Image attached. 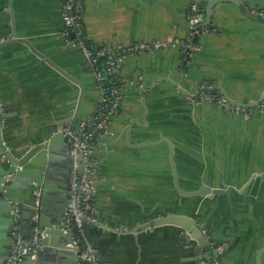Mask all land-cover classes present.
Listing matches in <instances>:
<instances>
[{
    "label": "crops",
    "instance_id": "crops-1",
    "mask_svg": "<svg viewBox=\"0 0 264 264\" xmlns=\"http://www.w3.org/2000/svg\"><path fill=\"white\" fill-rule=\"evenodd\" d=\"M210 1L196 0L202 23ZM63 2L0 0V108L7 114L4 138L16 152L58 128L69 129L80 92L78 84L18 38L31 41L84 85L74 130L101 98L85 50L66 33ZM193 2L85 0L84 27L94 44H162L126 57L120 68L121 109L106 133L90 144L95 210L85 234L101 264H212L210 251L190 241L169 217L188 214L197 202L174 186L170 144L184 189L220 188L224 182L232 189L230 195L203 200L196 213L215 240L217 264H255L256 250L264 246V103L256 105L264 95V22L231 1L216 2L212 21L205 25L215 31L196 36L184 68L181 49L191 33ZM245 3L253 12H264V0ZM205 89H215L226 102L199 101ZM222 90L249 106L229 103ZM70 162L57 154L48 180L54 205L61 200L57 194L64 189ZM77 166L70 168L72 174ZM144 212L164 219L149 225ZM41 264L59 262L52 257Z\"/></svg>",
    "mask_w": 264,
    "mask_h": 264
},
{
    "label": "water",
    "instance_id": "water-1",
    "mask_svg": "<svg viewBox=\"0 0 264 264\" xmlns=\"http://www.w3.org/2000/svg\"><path fill=\"white\" fill-rule=\"evenodd\" d=\"M218 1L220 0H211L208 3L206 20L199 25L192 26L193 28L211 23L214 5ZM228 1L235 3L247 16L264 22V16L248 8L245 0ZM10 12L12 16L13 36L17 38L14 31L13 11L11 10ZM18 40L26 44L32 52L47 61L67 78L78 84L80 92L74 114L67 120V123H70L69 129H65L64 127L58 128L53 131L49 138L40 142H32L21 152H16L4 138V119L7 117V114L0 108V264H6L12 254L14 245L18 242L13 236V229L16 223H20L23 226L24 239L21 241L22 246L20 249L21 251L26 250V252L22 254L21 260L15 264H41L44 259H51L52 257H55L59 264H76L77 248L74 245L73 234L75 225H72L68 231L64 229V226L67 206L72 201L69 193L72 177V169L70 170V168H73L75 163H77V168L80 172L84 169V154L79 147L74 148L75 140L73 133L82 107L85 87L79 80L65 72L41 53L31 41L20 38ZM180 90L184 91L182 88ZM222 94L229 103L235 106H249L248 104L230 99L223 90ZM262 103H264V95L256 105ZM59 153L69 159L71 165L64 189L57 194V197L61 200L54 205L49 197L52 186L48 180L53 175L56 156ZM173 155L174 146L170 144V160L173 167L174 186L178 194L186 198L196 197L197 202L188 214H172L169 217L186 230L190 241L193 240L194 243L210 251L208 255H213L212 264H217L220 254L217 248H213L215 240L208 235L207 230L199 223L196 213L200 202L207 198H212L217 194L230 195L232 189L226 182L220 188H212L206 184H200L196 189H184L178 180L177 167ZM246 187L240 191L243 192ZM15 202L21 203L22 206V212L19 216H16L13 212ZM35 213L37 214V219L33 220L32 217ZM144 216L147 219L153 217L148 212H144ZM162 219L164 217H155L145 220V223H149V225L152 223L157 224ZM34 228H37V231ZM227 248L228 245L225 244L224 249L226 250ZM263 252L264 246L256 250L255 264H262Z\"/></svg>",
    "mask_w": 264,
    "mask_h": 264
},
{
    "label": "built area",
    "instance_id": "built-area-1",
    "mask_svg": "<svg viewBox=\"0 0 264 264\" xmlns=\"http://www.w3.org/2000/svg\"><path fill=\"white\" fill-rule=\"evenodd\" d=\"M84 10L85 0H64L62 5V19L66 33L72 44L83 48L86 52L91 70L95 76L96 84L101 92V98L96 104L91 116L80 121L73 133L75 140L74 148L79 147L84 154V169L80 172L77 168L72 174L69 190L72 201L67 206L64 229L68 231L72 225H75L73 234L74 245L77 248L76 264H101L96 249L85 234V224L93 218L92 216L95 210L93 192L96 184V172L89 148L93 139L106 133L112 117L120 111L123 96V90L116 88L115 82H113V86L110 88L105 86V74L119 77L121 65L129 54L158 49L162 47V44L154 42L152 44L135 43L129 46L89 47L85 39ZM257 13L264 16V12L262 11ZM202 21L201 10L195 0L191 6V33L181 49L182 64L187 59L189 51L191 52L193 49L196 36L201 33L215 31L206 26L192 27L201 24ZM101 58H105V64L108 66L106 72L100 69L99 60ZM208 100L220 105L226 102L221 96L210 91H204L199 94V101ZM14 204L13 212L16 216H19L22 212L21 203L15 202ZM32 219H37L36 213ZM34 230L37 231V228H34ZM13 236L18 242L14 245L12 254L6 264H15L21 260L22 254L26 252V250L21 251L20 249L22 246L21 241L24 239L23 226L20 223L15 224Z\"/></svg>",
    "mask_w": 264,
    "mask_h": 264
},
{
    "label": "trees",
    "instance_id": "trees-1",
    "mask_svg": "<svg viewBox=\"0 0 264 264\" xmlns=\"http://www.w3.org/2000/svg\"><path fill=\"white\" fill-rule=\"evenodd\" d=\"M70 37H72V35H70ZM85 39H86V43H87V45L89 47H97L98 46V45L94 44L93 42H91V40L88 37V34H87L86 30H85ZM190 59H191V52L189 51V53L187 54V59L184 62V68L187 67V63H188V61ZM99 64H100V69L103 72H106L108 66L105 64V58H101L99 60ZM113 82H115L116 88H118L120 90H123V82H122L121 76L115 77L113 75H107V74H105V86L108 87V88H110L111 86H113ZM205 91H210L211 93H216V90L215 89H211V90L205 89ZM96 139L97 138L93 139L92 142H95Z\"/></svg>",
    "mask_w": 264,
    "mask_h": 264
}]
</instances>
